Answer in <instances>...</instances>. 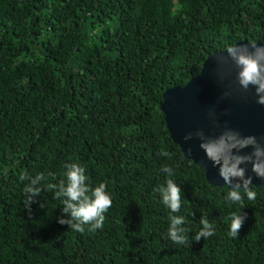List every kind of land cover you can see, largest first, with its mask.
<instances>
[{
	"label": "trees",
	"instance_id": "obj_1",
	"mask_svg": "<svg viewBox=\"0 0 264 264\" xmlns=\"http://www.w3.org/2000/svg\"><path fill=\"white\" fill-rule=\"evenodd\" d=\"M238 42L264 43V0H0V264H264V187L250 186L243 207L226 202L160 108ZM70 162L106 184L102 229L57 222L63 205L47 185ZM38 174L29 211L24 188ZM166 179L182 190V245L167 239L154 190ZM202 217L215 235L195 241Z\"/></svg>",
	"mask_w": 264,
	"mask_h": 264
},
{
	"label": "clouds",
	"instance_id": "obj_2",
	"mask_svg": "<svg viewBox=\"0 0 264 264\" xmlns=\"http://www.w3.org/2000/svg\"><path fill=\"white\" fill-rule=\"evenodd\" d=\"M221 53H226L234 65L235 89L241 93L251 92L255 97V103L264 107V43H237L226 46ZM231 75V70L218 72L217 78L223 82ZM229 95V91L223 93L224 97ZM213 123L220 127L215 120ZM193 138L199 141V148L203 151L205 159L217 170L222 185H227L229 190L224 196L225 201L243 207L242 201L245 198L249 201L255 200L257 194L249 186L253 184L254 178L264 181V137L244 135L240 130L225 124L218 134L209 135L203 129H197L195 132L187 133L183 140L188 142ZM188 151L190 152L191 148ZM249 167L253 175H248ZM64 168L63 179L58 184L47 185L49 189L54 190L55 197L60 199L63 205V215L57 217V222L81 233L85 231V226L92 232L102 229L105 213L112 204L106 184L102 182L98 186H92L84 167L78 163H66ZM161 171L169 177L173 175L172 167L164 166ZM21 179L29 178L21 176ZM44 180L45 176L38 174L31 178L24 188L25 208L29 211L44 190L41 184ZM154 190L158 193L160 203L170 213L167 239L178 245L184 244L186 229L182 225L185 224L186 218L179 214L182 193L180 185L172 179H166ZM245 219L243 212L233 213L229 217L227 235L230 238H238ZM213 235L214 226L208 219L202 217L195 241Z\"/></svg>",
	"mask_w": 264,
	"mask_h": 264
},
{
	"label": "water",
	"instance_id": "obj_3",
	"mask_svg": "<svg viewBox=\"0 0 264 264\" xmlns=\"http://www.w3.org/2000/svg\"><path fill=\"white\" fill-rule=\"evenodd\" d=\"M247 43L250 42H238ZM210 57L204 62L201 73L185 87L164 92L160 108L165 115L166 126L172 139L180 146L185 157L205 172L209 184L227 187L222 185L217 170L205 159L203 151L199 148V141L193 138L185 142L183 137L197 129H203L209 135L218 134L225 124L240 130L244 135L264 137V107L255 103L251 92L241 93L235 89V68L226 53L219 52ZM228 70H231L232 75L221 82L217 73ZM225 91H229L230 95L224 97ZM214 120L220 127L213 123ZM248 175H253L250 167ZM250 186L264 187V181L254 178Z\"/></svg>",
	"mask_w": 264,
	"mask_h": 264
}]
</instances>
